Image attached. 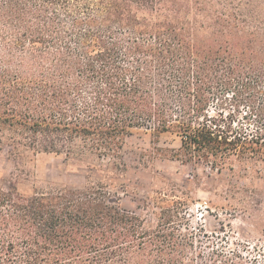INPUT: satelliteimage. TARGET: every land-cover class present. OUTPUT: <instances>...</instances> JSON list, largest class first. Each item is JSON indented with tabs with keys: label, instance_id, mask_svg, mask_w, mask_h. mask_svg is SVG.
<instances>
[{
	"label": "trees",
	"instance_id": "1",
	"mask_svg": "<svg viewBox=\"0 0 264 264\" xmlns=\"http://www.w3.org/2000/svg\"><path fill=\"white\" fill-rule=\"evenodd\" d=\"M135 130L178 137L172 158L210 170L264 163V0H0V155L15 165L0 264H249L200 248L172 192L152 219L120 206L109 188ZM39 155L86 171L83 187L36 185Z\"/></svg>",
	"mask_w": 264,
	"mask_h": 264
},
{
	"label": "rangeland",
	"instance_id": "2",
	"mask_svg": "<svg viewBox=\"0 0 264 264\" xmlns=\"http://www.w3.org/2000/svg\"><path fill=\"white\" fill-rule=\"evenodd\" d=\"M181 147L178 137L135 130L126 139L123 158L127 172L110 184L120 206L137 216L152 219L150 208L157 192L175 195L189 205L187 224L200 248L238 252L249 264H264V163L234 161L221 172L208 164L184 163L172 158ZM14 162L0 155V188L7 190ZM43 181L81 188L86 171H73L61 158L39 155L26 166ZM33 183H22L20 193ZM161 206V205H160ZM147 209V211L145 210ZM157 211V209H155ZM205 236V237H204Z\"/></svg>",
	"mask_w": 264,
	"mask_h": 264
}]
</instances>
